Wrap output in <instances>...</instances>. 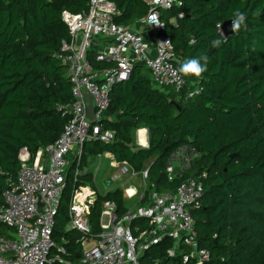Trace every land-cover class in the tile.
<instances>
[{"label": "trees", "instance_id": "obj_1", "mask_svg": "<svg viewBox=\"0 0 264 264\" xmlns=\"http://www.w3.org/2000/svg\"><path fill=\"white\" fill-rule=\"evenodd\" d=\"M112 1L120 24H132L148 10L142 0ZM180 1V6L160 10L165 24L160 33L170 37L177 67L206 55L207 71L199 78L185 76L186 85L175 92L157 88L148 68L135 64L130 78L110 91L104 128L114 131V139L86 141L81 164L88 156L110 153L136 171L148 169L149 190L158 192L201 178L203 193L191 214L198 245L209 252L204 264H264V0ZM87 5L88 0H0V206L7 181L16 179L20 150L34 155L55 142L70 118L57 110L72 99L66 66L58 57L69 37L61 14ZM235 9L246 15V22L223 36L217 25L231 20ZM213 40L221 41L220 46L213 47ZM88 58L94 68L109 66L90 52ZM140 127L148 130L146 147L134 143L133 131ZM184 145L193 148V159L169 180L166 165ZM73 170L72 164L46 264H63L58 256L79 262L81 233L67 224L74 183L84 182L74 181ZM107 200L116 203L119 214L128 209L122 189L100 194L89 214L91 235L100 231V211ZM145 202L143 197L138 204ZM137 222L149 224L146 218ZM8 230L0 224L1 234L9 235ZM171 244L163 238L141 254L139 263L195 264L194 259L183 262L181 254L169 256Z\"/></svg>", "mask_w": 264, "mask_h": 264}, {"label": "built area", "instance_id": "obj_2", "mask_svg": "<svg viewBox=\"0 0 264 264\" xmlns=\"http://www.w3.org/2000/svg\"><path fill=\"white\" fill-rule=\"evenodd\" d=\"M142 1L148 10L140 22L149 26L150 37L116 22L120 11L112 0H88L87 8L77 13L62 11L69 37L62 41L58 57L66 66L72 99L65 105H57V110L70 118L55 142L39 148L34 155L26 148L19 152L16 179L7 181L0 206V224L8 227L10 233H0V264H46L49 261L54 217L68 169L74 163L73 179L79 180L84 143L114 139V131L104 128L110 91L115 84L130 78L135 64H144L154 85L161 90L170 87L180 92L186 85V77L176 72L177 55L170 37L160 33L165 26L160 10L180 6L181 1ZM153 15L159 25L151 21ZM89 52L96 61L107 62L109 66L94 68ZM85 93L94 102V121L87 115ZM193 153V148L186 145L172 153L166 165L169 180L191 163ZM103 155L110 158V165L115 168L113 181L126 177L124 185L127 186L123 188L127 197H137L138 201L146 197V203L134 204L119 214L115 202L104 201L100 231L94 236L90 234L89 214L102 193L96 186L76 181L71 191L67 224L68 229L81 233V253L76 264H140L141 254L165 237L172 241L167 250L169 256L181 254L183 262L190 259H194L195 264L207 262L209 252L198 245L191 214L203 193L202 179L188 178L172 191L149 190L148 169L136 171L126 161L117 162L110 153L98 154L96 158ZM137 180L138 188L130 185ZM130 189L132 194L128 193ZM139 218L148 219V226L138 223ZM57 259L63 264H75L59 256Z\"/></svg>", "mask_w": 264, "mask_h": 264}, {"label": "crops", "instance_id": "obj_3", "mask_svg": "<svg viewBox=\"0 0 264 264\" xmlns=\"http://www.w3.org/2000/svg\"><path fill=\"white\" fill-rule=\"evenodd\" d=\"M170 22L173 23V24H176V22H175L174 19H171ZM128 26L131 29L135 30V31L141 32L146 37H150L152 35L151 29L149 28V26L141 23L140 22V19L137 20V21H135L132 24H129ZM134 131H136V136H137V142L136 143L134 142L135 145H136V147H146L148 145V130L146 128H144V127H140L138 129H135ZM142 131H145V133H146V145L141 144V132ZM94 158H96V155L95 156H88V158H86V163L85 164H80L81 171H82V175H81L82 177H80V180H82L84 182V184L86 183V184H89V185H92V186H96L97 187L98 184H99V182H98L99 180L98 179H99L100 172H98L96 169L93 170V168H92V166L94 167V164H92V161H93ZM101 158H106L107 163L109 165V163H110L111 160H110V158L108 156H104L103 155V156H101ZM104 164H106V163L104 162ZM73 165H74V163H73ZM90 171H92V174H91L90 179L89 178L88 179L84 178L85 177L84 175L86 173L90 172ZM135 183L136 184H139V181L137 180ZM115 188L122 189V191H123V198H124L125 204H126L127 200H132L133 199V198L129 199L127 197V195L125 194V191H124V188L123 187H121V186L118 187L117 186ZM115 188H113V189H115ZM135 188H138V185L135 186ZM128 193L132 194L133 193V190L132 189L128 190ZM134 204H137V203H134ZM132 205L129 206V205L126 204L127 207H131Z\"/></svg>", "mask_w": 264, "mask_h": 264}, {"label": "clouds", "instance_id": "obj_4", "mask_svg": "<svg viewBox=\"0 0 264 264\" xmlns=\"http://www.w3.org/2000/svg\"><path fill=\"white\" fill-rule=\"evenodd\" d=\"M181 16H183V14H181ZM232 17L233 18L231 19V31L238 32L246 22V15L241 12L240 9H235L232 13ZM150 19L152 22H154V24L159 25V21L155 15L151 16ZM217 26L221 28V25L218 24ZM194 42L195 41H190V43ZM211 43L213 47H219L221 41L213 40ZM207 63L208 58L206 55L187 59L179 64L178 68L176 69V72L184 76H194L199 78L205 71H207ZM194 94L195 93H193V95Z\"/></svg>", "mask_w": 264, "mask_h": 264}, {"label": "rangeland", "instance_id": "obj_5", "mask_svg": "<svg viewBox=\"0 0 264 264\" xmlns=\"http://www.w3.org/2000/svg\"><path fill=\"white\" fill-rule=\"evenodd\" d=\"M133 139H134V142L136 143L137 142V136H136V131L133 132ZM104 162L106 164H104ZM92 164H94V167L92 166L93 170L96 169L98 172H100L99 174V184H98V188L100 190V192L102 194H105L107 193L108 191L112 190L113 188L115 187H123V186H127L124 185V181L126 179V177H121L119 180H116V181H113L111 179L114 171H115V168L112 167L109 163H107V160L106 158H94L93 161H92ZM146 169V168H145ZM130 185H134V186H137L139 187V184H136L135 182H130ZM134 203H138V198L135 197L133 198L132 200H127L126 204L127 205H134Z\"/></svg>", "mask_w": 264, "mask_h": 264}, {"label": "water", "instance_id": "obj_6", "mask_svg": "<svg viewBox=\"0 0 264 264\" xmlns=\"http://www.w3.org/2000/svg\"><path fill=\"white\" fill-rule=\"evenodd\" d=\"M220 30H221L223 36H227L228 34L232 33V31H231V20L224 21ZM84 98H85V102H86V106H87L88 118L91 121H94V108H95V106H94L93 99L88 93L84 94Z\"/></svg>", "mask_w": 264, "mask_h": 264}, {"label": "bare ground", "instance_id": "obj_7", "mask_svg": "<svg viewBox=\"0 0 264 264\" xmlns=\"http://www.w3.org/2000/svg\"><path fill=\"white\" fill-rule=\"evenodd\" d=\"M141 144L146 145V133H145V131L141 132Z\"/></svg>", "mask_w": 264, "mask_h": 264}, {"label": "snow or ice", "instance_id": "obj_8", "mask_svg": "<svg viewBox=\"0 0 264 264\" xmlns=\"http://www.w3.org/2000/svg\"><path fill=\"white\" fill-rule=\"evenodd\" d=\"M143 142V141H142Z\"/></svg>", "mask_w": 264, "mask_h": 264}]
</instances>
